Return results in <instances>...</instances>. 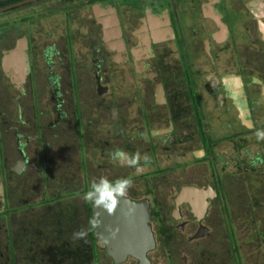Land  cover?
Listing matches in <instances>:
<instances>
[{
	"label": "flooded vegetation",
	"instance_id": "af4514ba",
	"mask_svg": "<svg viewBox=\"0 0 264 264\" xmlns=\"http://www.w3.org/2000/svg\"><path fill=\"white\" fill-rule=\"evenodd\" d=\"M188 2L197 4L199 18L209 24L208 30L195 31L196 27L192 26L194 35H189L190 32L179 24L176 27L175 22L184 10L181 3ZM48 7L59 15L54 23L55 26L60 25L56 28L58 32L53 35L46 33L48 36L37 31L33 33L29 27L31 18L26 12ZM239 8L241 14H234ZM69 9H79L77 15L80 16L72 24L68 23L70 28L67 29L62 17ZM0 15L7 22L5 29L9 34V40L0 46L1 73L20 93L21 85L30 73L43 75L38 83H34L33 78L29 80L31 90L37 94L33 93L30 115L26 113L25 117L17 107L14 115L10 116L20 124L17 128L21 132L12 126L15 144L7 153L0 152V214L13 212L7 210L11 200L7 192L10 191L9 172L16 174V183L15 180L13 182L17 184L19 178H25L26 168L33 164L34 157L26 148L31 138L24 133L29 124L38 147L44 151L53 150L55 154L51 165L54 171L47 167L45 162L50 157H45L42 151L43 167L36 172L41 185L47 188V200L50 202L51 196H62L66 202L55 212L57 216L84 213L86 228L87 209L89 216L95 217L90 209L91 202L83 197L91 190L92 183L87 180L93 178L88 179V172L97 157L100 160L95 163L96 167L104 172L110 168L114 173L96 180L106 178L114 182L130 178L132 186L141 181V188L125 197L146 202L147 225L153 238V246L145 252L147 264H151L147 252L172 243L173 230L180 232L187 224L185 229L192 231V237L206 233V225L202 221L208 206L212 201L225 198L220 177L224 166H218L217 171L205 177H193L192 169L197 166L199 157L212 159L215 156L212 151L214 145L219 146L220 141L227 142L229 148L235 149L237 145L246 148L244 140L248 134H255L257 147L264 146V139L256 136L258 131H264V0H230L229 5L224 0H142L140 3H127L123 8L117 7L115 0H0ZM235 15H240L239 27L234 24ZM231 27L236 31L242 30V40L234 38ZM75 34L78 41L72 47L68 36L74 37ZM29 45L31 51L27 52ZM257 45L260 49L253 53L251 49ZM194 48L199 50L195 56L197 71L187 61L196 53ZM171 50L177 51L178 57L185 58L180 75L169 65L163 68L154 63V58L158 60ZM221 50L227 53L222 55ZM220 53L219 60L217 55ZM36 55H39L40 63L35 62ZM224 60L228 66L225 63L221 65ZM216 64L223 66L218 75ZM201 66L203 68L200 69ZM196 78L209 87L219 112L227 116L225 121L216 120L218 128L211 130V135H207L208 131L201 125L203 118L207 117L201 116ZM87 85L93 87L88 97L84 89ZM177 86L180 89L178 94L174 93ZM257 100L261 104L251 112L250 103ZM184 103L191 109V122ZM207 114L212 119L218 118L213 111ZM46 133L51 136L47 141L44 140ZM89 152L94 153L91 155ZM117 152L129 158L139 153L138 166H129L125 159L116 155ZM215 153L219 158V153ZM76 155L78 159L72 164L71 159ZM180 159H184L181 164ZM85 160L89 161L88 165ZM137 167L141 171L134 175ZM177 174L185 175V178L180 180ZM232 174V171L229 176L225 174L229 182L236 181ZM79 185L81 187L76 192ZM189 186L202 190L186 188ZM48 189H51L50 193ZM171 189H174L172 194ZM75 197L82 202L76 212L68 202ZM201 200L206 204L200 216H196ZM183 213L190 217L188 223L183 220L174 225L165 222V217L175 221L184 216ZM55 214L47 216L42 213L35 225L41 226L44 218L47 221ZM26 224L25 221L19 229L20 235L10 226L0 229V264H20L15 262L13 254V233L21 239L26 233ZM86 231L87 257H92L94 245L99 243L103 251V244L95 240L93 229V239L88 228ZM227 251L232 254L234 246L228 245ZM127 257L132 256H125L123 261ZM132 258L137 263V259ZM230 258L234 259L232 255ZM78 259L82 263L85 256Z\"/></svg>",
	"mask_w": 264,
	"mask_h": 264
},
{
	"label": "rangeland",
	"instance_id": "374dc122",
	"mask_svg": "<svg viewBox=\"0 0 264 264\" xmlns=\"http://www.w3.org/2000/svg\"><path fill=\"white\" fill-rule=\"evenodd\" d=\"M224 2L226 5H229L230 0H224ZM181 4V9L184 10L181 12V18L175 22L176 27L177 24H179L183 30L190 32L189 35H194V33L191 32L192 26L196 27L195 31L200 30L203 32L208 30L209 24L204 21L205 19L201 17L199 18V9L195 2ZM238 12H241V8L236 9L233 13L237 14ZM77 13H79V9H69L64 17H62L67 29L68 27L70 28L68 23L72 24V22L78 20L80 14L77 15ZM26 15L28 18H31L29 19V27L30 31L33 33L37 31L44 36L46 33L48 35H53L58 32L56 28L60 25L55 26L54 23L59 18V15L54 9H52V7L29 11L26 12ZM235 17L237 19L234 24H238L239 27L240 19L238 17H240V15H235ZM6 26L7 22L4 21V18L0 15V46L9 40L8 31L5 29ZM229 29L236 40H242L243 33L240 28L238 31H236L234 27ZM68 37L70 38L71 46H76L78 41L77 35L75 34L74 37ZM173 47L174 45H172V48ZM259 49L260 47L257 45L256 47H253L251 51L256 53ZM193 50L196 53H193L194 56L187 58V61L191 63L193 67L195 66L196 70L198 65L195 62V56L198 55L197 53L199 50L197 51L196 48ZM28 51H31V45L28 46L27 52ZM226 53L227 51H222V55H225ZM178 55L179 53L177 51L171 50L167 53H163L162 58L159 57L158 60L154 58V63L163 68L169 65L171 66L172 71L177 72L180 75L181 69L184 67L183 64L185 63V58H180ZM222 55L221 53L218 54L217 56L219 58L217 59L220 60ZM36 56L37 58L35 62L40 63L39 55ZM198 60L201 59L198 58ZM164 61H166V64ZM224 63L225 66H228L227 60H224L221 65ZM221 65L216 64L217 75L222 71L223 66ZM201 68L203 67L201 66L200 69ZM200 69H198V71ZM30 74L26 77L28 79H25L24 83L21 85L22 93H20L0 71V152L4 151V153H7V150L15 144V139L12 138L11 127L16 126L17 128L20 124L16 121L14 122L10 116L14 115L17 107L21 114L25 113V117L27 115L26 113H28L29 116L31 112L30 110H32L30 109L33 107L31 99L34 94L35 96H37V94L35 90H31L29 80L33 78V82L38 83L39 81H42L43 75L41 74L40 76H37ZM185 83H188V81L186 80ZM195 83L197 84L201 116L203 115L204 117H207L203 118V120L201 118V125L204 130L208 131L207 135H211L210 131L218 128V126H215L217 124L216 120L225 121L227 116L219 112L220 110H218V106L214 102L213 97L210 96L209 87L198 78L195 79ZM84 89H86V93H84L88 97V93L92 91L93 87L90 88V86L87 85ZM177 89L179 92H177ZM177 89L175 87V91L173 90L176 94L180 93L178 86ZM188 89H190L189 85ZM219 89L220 88L217 90L218 92H220ZM256 102L251 101V112L261 104L259 100ZM184 104L186 114L189 116L190 114L192 115L190 107L186 103ZM260 108L262 107L260 106ZM208 111H213V113L217 114L218 118L212 119L211 116H208ZM188 121H192L191 116ZM27 125L28 127L24 129V133L28 138H31V143L30 145H27L28 147L26 148L29 150V154L34 157V161L32 159V166L26 168L27 174H24L25 172H23V174L26 175L25 178H19L17 184H15L16 174H13L12 171L9 172L10 180H8L10 181V186L8 187H10V191L7 190V192L11 196V200L7 204V210L10 209V211L12 210L13 212L0 214V217H2V219H0V229L2 226H10L13 232L18 231V234L20 235L21 231L19 229L25 224V221L27 223L25 227L26 233L21 236V239L17 234L13 233V244L15 245V248H13V254L16 258L15 262L21 264L22 260V264H51L49 261H52L54 264H113L110 258L104 254L99 243L94 245V249L91 247L94 255H92V257H87L88 236L84 239L73 238L75 232L80 230L86 231L87 229L84 222V213L79 215V213L76 212L78 211V208L82 206V202L79 201L78 197L68 200V202H71L70 208L73 210L75 209L76 213L74 215L69 214V217H65L67 214H62L61 216L55 214V212L66 202H64L62 196L56 198L51 196L50 202L47 200V188L46 186L43 187L41 185L39 175L36 172V169L43 167L41 153L44 150H41V148L38 147L37 141L33 139L35 133L33 134L34 131L29 124ZM17 130L21 132L20 128H17ZM45 136V141L51 137L47 133ZM255 138V134L245 135L244 141L247 142L246 148L237 145L235 149L229 148L230 145L228 146L227 142L223 143V141H220L219 146L214 145L212 151L215 156L212 159L206 158V156L202 158L199 157L196 164L197 166H194V169H192L193 177H205L209 175V173L214 172L218 166L220 168L224 166L223 171L221 170L220 172V177L223 181L225 198H222V201H212L208 206L205 217L202 221L203 224L206 225V233H203L198 237H192V231L188 232L190 229L188 230L187 227L185 229L187 224H185L180 232L173 230L172 243L167 244L166 247L160 245V247H155L147 252L146 255L151 264H264V146L257 147L256 142H254ZM41 144L45 147L43 142H41ZM215 152L219 153V158ZM93 153L89 152L88 154L93 155ZM43 155L47 158L50 157L51 160L49 159L47 160L48 162L45 163L47 164V167L49 166L51 169V165L54 164L52 161L53 157L55 158L54 151L46 150ZM65 155L66 154L63 153V156ZM56 157H58V155ZM77 159V155L72 157L71 163H75ZM99 160L95 157V160L92 163L93 168L88 172V179H93L87 180L88 182H99L96 180L97 177H102L103 175L104 177L107 175L110 176L114 173L110 168H107L104 172L103 169L100 170V167H96L95 163L99 162ZM217 160L219 161L218 163H216ZM179 161V164H181L184 159H180ZM187 162L190 161L188 160ZM88 163L89 161L86 165H88ZM64 166L68 167L67 165ZM29 171H32L30 175ZM231 171L233 172V178L235 177V182H229L225 175L227 174L229 176ZM133 173L134 175H137L140 171H137L136 168ZM76 174H78V172H76ZM177 175L180 177V180L185 178V175ZM54 176L56 177V175ZM241 179L242 181H240ZM13 180H15V183ZM141 186V181H138V183L136 182L135 185L127 190V193H136ZM73 187H75V184L72 185V188ZM78 187H81V185L76 187V192H78ZM51 188H53V186H51ZM155 188L157 189L156 194H158L159 190L157 186H155ZM48 190L50 193L51 189ZM173 190L174 189L170 190V194L173 193ZM42 213H45L47 216H51L52 214L55 215H53L54 217L49 218V220L51 219L49 223H47L49 220L46 221L44 218L42 225L37 226L35 223L39 222ZM183 215L184 216L178 217V219H174L175 221L165 217V222L174 225L183 220L185 223H188L190 217L184 213ZM49 227L51 230H48ZM228 245L234 246L235 251L232 254H230V251H227ZM26 247H28V249L25 251ZM52 248L55 249V253H52ZM48 253L50 257L49 259ZM231 255L234 259L230 258ZM84 256L85 260L82 261V263H79L78 258H83ZM72 257H74L75 260H73ZM226 257H229L230 259H226ZM55 258L57 263L52 260ZM120 264L137 263L132 257H127L125 261Z\"/></svg>",
	"mask_w": 264,
	"mask_h": 264
},
{
	"label": "water",
	"instance_id": "95a60500",
	"mask_svg": "<svg viewBox=\"0 0 264 264\" xmlns=\"http://www.w3.org/2000/svg\"><path fill=\"white\" fill-rule=\"evenodd\" d=\"M186 188L202 190L200 187ZM117 199L119 203L112 215L91 203L90 209L99 219V226L93 229L95 240L103 244V252L114 264L122 262L127 254L133 255L138 264H147L145 252L153 246V238L147 225L146 202L131 200L125 196ZM205 204L206 201L201 200V207L196 216H200Z\"/></svg>",
	"mask_w": 264,
	"mask_h": 264
},
{
	"label": "clouds",
	"instance_id": "9594fccd",
	"mask_svg": "<svg viewBox=\"0 0 264 264\" xmlns=\"http://www.w3.org/2000/svg\"><path fill=\"white\" fill-rule=\"evenodd\" d=\"M256 136L257 139H264V131H258ZM116 155L125 159L129 166H138L141 159L139 153L134 154L130 158L126 157L122 152H117ZM144 159L147 161L148 157L145 156ZM137 171H141V169L137 167ZM131 186L132 180L130 178H120L114 182L106 178H100L99 182H93L91 184V190L85 193L83 199L85 201H90L96 208H102L108 215H112L115 213L119 203L117 197H124ZM89 225L92 229L98 227L99 219L97 217L92 218L89 221ZM86 236L87 232L84 230H80L73 234L74 239H84Z\"/></svg>",
	"mask_w": 264,
	"mask_h": 264
},
{
	"label": "trees",
	"instance_id": "16d2710c",
	"mask_svg": "<svg viewBox=\"0 0 264 264\" xmlns=\"http://www.w3.org/2000/svg\"><path fill=\"white\" fill-rule=\"evenodd\" d=\"M89 214H90V212H89V210L87 209V215H88V217H89V218L87 219V220H88V223H87V224H88V227H87V228H88V231H89L90 238L93 239L92 228H90V225H89V221H90L92 218L89 216ZM51 251H52V253H55V249H54V248H52ZM93 255H94V254H93ZM49 258H50V257H49V253H48V259H49ZM52 260H53L55 263H57V262H56V258H55V259H52ZM48 261H49V260H48ZM49 262H50L51 264H54L52 261H49Z\"/></svg>",
	"mask_w": 264,
	"mask_h": 264
},
{
	"label": "crops",
	"instance_id": "0c3cea01",
	"mask_svg": "<svg viewBox=\"0 0 264 264\" xmlns=\"http://www.w3.org/2000/svg\"><path fill=\"white\" fill-rule=\"evenodd\" d=\"M141 1L142 0H115V3H117V7L123 8L127 3H140Z\"/></svg>",
	"mask_w": 264,
	"mask_h": 264
},
{
	"label": "bare ground",
	"instance_id": "6f19581e",
	"mask_svg": "<svg viewBox=\"0 0 264 264\" xmlns=\"http://www.w3.org/2000/svg\"><path fill=\"white\" fill-rule=\"evenodd\" d=\"M127 255H130V254H127ZM127 255H126V256H127ZM131 256L134 257L133 255H131ZM134 258H135V257H134Z\"/></svg>",
	"mask_w": 264,
	"mask_h": 264
}]
</instances>
